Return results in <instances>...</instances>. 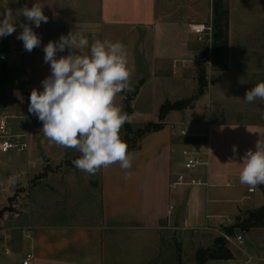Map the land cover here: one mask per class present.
Returning <instances> with one entry per match:
<instances>
[{"label": "crops", "instance_id": "obj_1", "mask_svg": "<svg viewBox=\"0 0 264 264\" xmlns=\"http://www.w3.org/2000/svg\"><path fill=\"white\" fill-rule=\"evenodd\" d=\"M198 2L166 0L161 3L164 9L159 10V0H100L101 21L110 25L126 23L145 39L128 59L131 90L118 94L115 103L122 108L127 101L133 106L147 103V97L143 98L147 79L142 68L149 66L159 79L174 80L169 82L174 90L172 96H178L177 89L181 92L189 89L191 95L186 100H194L193 105L168 113L162 129L145 136L138 148L130 151L133 161L127 179L118 163L97 172L94 188L101 210L91 223L46 224L40 218L48 215L41 217L42 214L35 212L37 208L32 214L27 213L28 205L11 217L0 218V228L10 249L8 256L0 254L4 257H0V264H23L28 254L33 255L30 264H150L161 255L167 231L209 233L233 225L242 212L264 205L262 185L250 188L239 181L246 152L254 151L257 141L264 143V100L257 99L251 104L244 100L248 90L264 81V0H226L228 52L220 59L207 53L206 60L200 57L205 50L197 47L194 42L197 36L189 24L206 25L212 20V0L206 23L198 17ZM4 12L0 8L1 20ZM70 31L83 33L90 43L87 23L66 19L46 24L40 46L22 54L27 67L16 63V68L23 70L22 86L17 84L7 65L3 68L0 82H7L0 84V89H8L5 93L8 95L10 91L23 94L22 110L16 117L25 122L24 132H27L26 122L32 119L28 114L30 93L33 88L43 90L36 87L40 83L28 84L39 80L40 70L47 71L48 76L51 72L50 64L44 62V46ZM15 32L6 42L0 37L5 49L16 37ZM83 51L86 53L88 49ZM67 54L65 49L57 53V58ZM19 63L23 65L21 69L17 67ZM200 68L206 71L207 87L202 95L195 97L196 72ZM164 86L162 81L158 87ZM5 94L2 90L3 98ZM177 101L161 99L160 104ZM161 106L157 109V120ZM0 117L6 116L0 114ZM172 117L182 121L179 132ZM34 130L38 133L42 127ZM31 131L32 138L41 139V143L46 141L45 136ZM233 146L237 149L235 154ZM190 148H196L204 162L193 172H187L184 167L183 152ZM180 174H185L188 180L200 179L205 185L171 189ZM2 205L0 201V209ZM228 222L231 223L227 225ZM256 230L264 234V229ZM239 250L248 255L247 250Z\"/></svg>", "mask_w": 264, "mask_h": 264}, {"label": "rangeland", "instance_id": "obj_2", "mask_svg": "<svg viewBox=\"0 0 264 264\" xmlns=\"http://www.w3.org/2000/svg\"><path fill=\"white\" fill-rule=\"evenodd\" d=\"M198 1V7H196L200 13L198 17L206 23L209 20L210 0ZM163 2H166V0H159V10L164 9L161 4ZM34 3L41 4L44 14L49 18L47 23L42 22L44 29L46 28V24L53 23L54 21L61 23L66 19H77L88 24V31L91 33L89 44H91L94 38L120 41L126 46L128 59H130L132 53L135 54L140 49V46L145 41L141 37V33L136 31L133 26L126 23L110 25L101 21L100 0H0V8L4 10L7 8L11 9L13 12V22H16V37L9 42L8 49H5L0 43V55L4 54L6 56V61L0 63V77L2 76L4 66L7 65L19 86H22L23 70H18L16 63H24V67H27V62L24 60L16 39L17 30L22 20L31 23L20 15L19 12L21 8L25 6L30 8ZM189 25L191 27L199 24L191 23ZM204 26H211L213 28V9L212 20ZM160 30L162 29L159 28ZM194 42L198 48L204 49L209 56L212 55V37L206 36L203 42L195 41L194 39ZM11 46L16 47V52H10ZM35 50L33 49L31 52ZM142 69L143 76L147 79L143 96L144 99L147 97V103L142 102L137 104V106H133L127 101L122 108L128 115V122L125 124H131L134 130L138 127L143 128L147 123L151 122L162 124L164 119L159 117L157 120V109L167 100L171 102L186 100L191 95V92L188 91L189 89H187V92H185L186 90L181 92V90L177 89L179 92L178 96H172L170 93L174 90L170 88L169 82H173V79L170 78V81L165 82V80L159 79V75L152 72L149 66ZM38 77L39 80H34L28 85H38L48 77V72L40 70ZM172 78L175 77L172 76ZM162 81L165 86L160 88L158 86L162 85ZM6 82L7 80H2L0 84L5 85ZM2 90L4 94L8 91L6 88ZM2 90L0 89V114L8 117V133L10 135H18L25 130V122L16 117L20 115L19 111L22 110L23 94L21 92L10 91L9 95L5 94L4 99L1 95ZM198 91L199 86L193 93V96L195 94L196 97ZM161 99H164L162 104H160ZM32 119H28L29 123L26 122V129L30 136L29 150L26 153H20L17 150H11L7 154L0 153V201L3 203L0 209V218L4 215L11 217L15 213L20 212L23 208L22 206L28 205L29 210L27 213L31 212L32 214L35 208H37L35 212L40 215L42 214L41 217L43 214L48 215L44 219L40 218L46 224L57 223V221L77 225L91 223L99 216L101 210L97 198V190L94 188L97 184V173L90 175L74 166L73 161L81 155L78 151L57 146L47 138L43 143L37 137L32 138L31 130L35 132L34 129L39 126L43 127L42 122L40 121L39 123L38 118ZM172 119H175L177 125L176 131L179 132L182 128V121L174 117ZM125 124L120 133L123 140H125L127 135ZM35 134L44 136L42 131L35 132ZM13 141L21 142L22 139L14 138ZM126 142L130 149L135 145V136L130 135L129 141ZM46 160H50V162L46 163ZM18 178L22 184L19 188H16L12 182ZM250 232L246 234L238 233L244 239V243L240 248L243 251L247 250V256L239 250L240 248L238 249L229 245L231 252L235 256L233 260L210 262L208 264H264V234L261 233V230L253 231L252 234ZM210 233L208 231L196 233L167 231L163 248V264H166V262H171L172 264H179L180 262L182 264H196V252L200 248L211 246L214 242V237ZM251 257L253 259H250Z\"/></svg>", "mask_w": 264, "mask_h": 264}, {"label": "clouds", "instance_id": "obj_3", "mask_svg": "<svg viewBox=\"0 0 264 264\" xmlns=\"http://www.w3.org/2000/svg\"><path fill=\"white\" fill-rule=\"evenodd\" d=\"M37 28L47 23L43 6L34 3L19 12ZM13 12L5 9L0 20V37L16 31ZM17 39L31 52L41 44L40 37L29 24H21ZM68 49L67 55L57 58L58 52ZM88 49L85 53L83 50ZM44 62L50 64V75L42 81L43 90L33 88L29 112L42 122L44 136L53 144L81 153L74 166L90 175L101 168L119 164L130 176L133 154L120 135L128 115L115 103L118 94L131 90V69L126 46L120 41L94 38L70 31L57 41H49L43 49ZM264 100V81L256 83L245 94V102ZM237 151L233 146V153ZM239 172L241 184L250 188L264 185V143L257 141L249 149Z\"/></svg>", "mask_w": 264, "mask_h": 264}, {"label": "trees", "instance_id": "obj_4", "mask_svg": "<svg viewBox=\"0 0 264 264\" xmlns=\"http://www.w3.org/2000/svg\"><path fill=\"white\" fill-rule=\"evenodd\" d=\"M213 28H212V55L216 59L226 56L228 52V40H229V10L227 2L225 0H213ZM4 41L8 40L7 37H3ZM196 79L199 86L197 96L204 93L207 87L206 71L200 68L196 72ZM30 98V96H29ZM194 100H182L175 103L166 102L160 108V118L165 119L166 115L173 111H182L191 108ZM30 103V99H29ZM28 103V106H29ZM29 108V107H28ZM31 118L36 119L37 117L28 111ZM32 119V120H33ZM40 123V121H39ZM37 123V124H39ZM163 125L155 123H147L143 128L138 127L136 130L133 129L131 124H125L127 135L124 141H129L130 135H134L136 142L128 151H133L138 148L141 140L151 134L158 132L162 129ZM262 191L264 193V185H262ZM264 229V205L258 209H251L242 212L234 221L233 225L222 226L220 230L225 233L234 236L238 233H249L252 230ZM214 237V242L207 248H200L195 255L196 264H208L210 262H227L234 259L233 254L229 248L227 242L219 235L210 233ZM164 248V244H163ZM163 250L161 255L154 262L150 264H163L162 262ZM181 261V260H180ZM168 262H166L167 264ZM168 264H172L171 262ZM179 264H182L180 262Z\"/></svg>", "mask_w": 264, "mask_h": 264}, {"label": "built area", "instance_id": "obj_5", "mask_svg": "<svg viewBox=\"0 0 264 264\" xmlns=\"http://www.w3.org/2000/svg\"><path fill=\"white\" fill-rule=\"evenodd\" d=\"M21 24H29L30 27H32L33 31L40 37L42 40L46 34L45 29L42 25H40L39 28L35 26L33 22H23ZM192 32L197 36V40L199 42H203L206 36L212 37V27H206L204 25H194L191 26ZM22 31V28L19 27L17 30V36ZM17 39V38H16ZM18 45L21 48L22 54L27 52L23 47V42L19 39H17ZM10 52H16V47L11 46ZM6 61V56L4 54L0 55V63ZM17 67L21 69L23 67L22 64H17ZM39 89H42V83H40L38 86H36ZM7 117H0V153L7 154L11 150H17L20 153H26L29 150V135L27 132H22L18 135H10L8 133V125H7ZM183 134H185L183 132ZM14 138H20L22 139L21 142H14ZM183 156L186 159L185 162V170L187 172H193L197 167L204 165V162L201 158L200 153L196 148H190L183 152ZM205 185L203 182H201L200 179H190L188 180L185 174H180L176 177V179L171 184V189L176 190L179 187L183 186H201ZM250 192H253V190H250ZM231 222H228L227 225H229ZM211 232L221 236L228 245L234 246L236 248H240L241 245L244 243V239L242 235H234L231 236L227 233H225L222 230H212ZM0 254H3L5 256H8L10 254L9 249V243L4 239L3 237V231L0 228ZM33 259L32 254H28L26 257V260L23 262V264H30L31 260Z\"/></svg>", "mask_w": 264, "mask_h": 264}, {"label": "water", "instance_id": "obj_6", "mask_svg": "<svg viewBox=\"0 0 264 264\" xmlns=\"http://www.w3.org/2000/svg\"><path fill=\"white\" fill-rule=\"evenodd\" d=\"M200 57H201L202 60H206L207 57H208V55H207V53L202 52V53L200 54ZM48 162H49V160H46V163H48ZM12 184H13L14 187L19 188V187L21 186L22 182H21V180L18 178V179H16L15 181H13Z\"/></svg>", "mask_w": 264, "mask_h": 264}]
</instances>
